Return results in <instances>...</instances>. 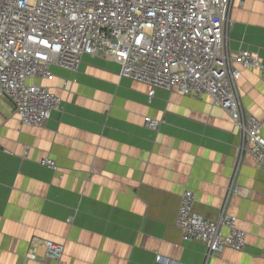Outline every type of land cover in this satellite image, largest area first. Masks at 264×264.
<instances>
[{"label":"crops","instance_id":"obj_1","mask_svg":"<svg viewBox=\"0 0 264 264\" xmlns=\"http://www.w3.org/2000/svg\"><path fill=\"white\" fill-rule=\"evenodd\" d=\"M227 46L264 62V0H234ZM245 108L264 122V80L240 67ZM120 66L86 57L78 72L44 82L63 100L43 128L27 127L7 100L0 113V264H264V170L241 153V132L209 97L197 99L119 78ZM74 80H76L74 82ZM146 117L161 122L146 126ZM264 136V127L262 129ZM50 158L58 171L44 167ZM239 193L229 199L232 185ZM186 191L202 216L226 209L247 234L243 253L207 260L185 242L178 211ZM70 220V221H69ZM65 247L46 258V242ZM34 250L37 261L27 259Z\"/></svg>","mask_w":264,"mask_h":264},{"label":"built area","instance_id":"obj_2","mask_svg":"<svg viewBox=\"0 0 264 264\" xmlns=\"http://www.w3.org/2000/svg\"><path fill=\"white\" fill-rule=\"evenodd\" d=\"M234 0H0V97L10 101L24 126L43 128L63 100L45 81L54 68L78 72L86 57L120 66L119 78L158 90L203 99L225 110L241 132V153L251 155L264 170V122L242 100L240 67L259 71L258 53L233 55L228 46ZM76 80H74L75 82ZM158 130L161 122L146 117ZM42 165L58 171L50 158ZM239 193L232 185L228 199ZM70 221V220H69ZM185 242L206 245L207 260L230 249L247 250V234L226 209L209 219L195 209L186 191L178 211ZM65 247L46 242V258L61 261ZM27 259L37 261L34 250ZM159 264H179L156 256Z\"/></svg>","mask_w":264,"mask_h":264},{"label":"rangeland","instance_id":"obj_3","mask_svg":"<svg viewBox=\"0 0 264 264\" xmlns=\"http://www.w3.org/2000/svg\"><path fill=\"white\" fill-rule=\"evenodd\" d=\"M6 105H7V100L2 98V97H0V113L1 114L7 113L6 110H5L6 109Z\"/></svg>","mask_w":264,"mask_h":264}]
</instances>
